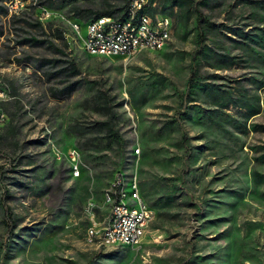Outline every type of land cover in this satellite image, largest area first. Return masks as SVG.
Masks as SVG:
<instances>
[{
  "label": "rangeland",
  "instance_id": "rangeland-1",
  "mask_svg": "<svg viewBox=\"0 0 264 264\" xmlns=\"http://www.w3.org/2000/svg\"><path fill=\"white\" fill-rule=\"evenodd\" d=\"M31 1L13 0V6L19 9L21 3L28 7ZM159 1L155 0L157 4ZM100 2L67 0L52 8L54 19L68 31L72 3ZM18 11L0 15V42L3 36H11L12 25L22 24L12 17ZM171 27L162 49L140 51L127 60L89 56L77 42L70 43L71 50L66 51L77 62L81 77L91 84L61 100L50 96L47 86L51 83L40 74L0 55V102L6 103L9 112L14 110L15 99L20 103L11 119L0 110V136L12 137L10 129L14 128L19 146L14 155L7 145L0 149V264H264V183L253 182L250 175L253 167L264 172V165L253 166L248 148L260 143L263 136L252 132L239 138L243 143L240 150H229V143L225 146L207 132V143L215 139L216 147L199 154L192 162L195 168L183 174L184 180L178 184L182 200L190 204L182 205L172 219H161L154 213L138 247L100 248L86 241L87 226L93 223L100 229L104 224L108 205L102 202L101 192L119 167L112 153L101 159L97 152L90 158L78 145L80 127L102 117L83 102L98 86L117 103L114 109L119 115L118 130L125 140L126 156V163L119 168L126 174L135 169L136 175L149 179L176 177L183 172L173 156L169 135H157L152 126L163 115L164 106L176 103L173 86L181 88L186 76L182 50L189 42L176 35L173 20ZM80 30L84 34V26ZM250 71L236 69L227 75L233 79ZM152 73L164 75L171 83L143 104L136 97L130 98L128 91ZM259 95L264 97V86ZM252 120L264 123V111ZM183 126L189 135L201 131L189 121ZM68 147L76 148L89 168L78 178H70L66 159L54 154L55 149L63 153ZM141 150L147 155L143 161L139 160ZM15 154L21 155V163L12 166L17 169L12 171L8 165L14 161L9 163V159H16ZM6 177H16L28 186L10 185ZM3 184L9 187L11 197L2 196ZM88 199L95 204L90 216L85 212ZM2 205L9 206L17 220L10 231L3 224Z\"/></svg>",
  "mask_w": 264,
  "mask_h": 264
},
{
  "label": "trees",
  "instance_id": "trees-1",
  "mask_svg": "<svg viewBox=\"0 0 264 264\" xmlns=\"http://www.w3.org/2000/svg\"><path fill=\"white\" fill-rule=\"evenodd\" d=\"M6 1L0 0L1 16L8 12ZM66 1L32 0L28 7L12 15L22 24L12 25L11 36H3L4 40L0 42L3 46L0 48L1 56L15 65L29 66L40 74L51 83L47 86L50 96L58 100L68 98L73 92L91 84L81 77L77 62L66 51L71 50L68 31L56 23L54 16L44 21L36 16L39 7L53 11L52 8ZM155 3L148 12L157 11L170 16L176 35L189 42L188 48L182 50L185 79L181 88L173 86L176 103L164 106L163 115L152 124L157 135L168 134L171 138L173 156L180 161L183 172L176 177L154 179L137 174V181L140 195L155 216L172 219L179 214L182 205L190 204L182 200V190L178 185L184 180L183 174L195 168L192 162L205 149L216 147L215 139L207 143V132L220 138L223 145L229 143L232 146L228 147L229 150H240L243 143L239 138L248 132L261 134L263 140L248 148L253 166L264 165V123L252 120L264 111V97L259 95L264 86V0H160ZM125 5L126 0H101L98 5L72 3L70 18L83 26L86 21L99 16H118ZM246 68L251 70L248 75L233 79L227 75L230 71ZM170 83L164 75L152 73L128 91V96L136 97L137 102L143 104ZM15 100L14 110L10 112L5 108L6 103L0 102V110L6 111L10 119L20 108L18 99ZM83 102L102 117L80 127L79 147L90 158L97 152L101 153V159L108 158L106 153L110 152L115 157V165L123 167L126 163L123 154L125 140L118 130L119 115L114 109L117 103L101 86ZM187 121L197 125L200 133L189 135L183 126ZM10 131L12 137L0 136V149L7 145L14 155L19 146L13 135L15 129ZM15 156L16 159L14 156L9 159V163L14 161V165H8L12 171L17 170L12 166L21 163V155ZM146 156V151L141 150L139 160H145ZM250 175L253 182L264 183V172L253 167ZM2 178L0 173V181ZM6 178L11 180L7 182L10 185L28 186L16 177ZM3 186L2 196L11 197L9 187ZM82 190L84 193L85 188ZM1 210L3 224L10 231L17 220L11 216L9 206L2 205ZM91 255L94 257L96 254Z\"/></svg>",
  "mask_w": 264,
  "mask_h": 264
},
{
  "label": "built area",
  "instance_id": "built-area-1",
  "mask_svg": "<svg viewBox=\"0 0 264 264\" xmlns=\"http://www.w3.org/2000/svg\"><path fill=\"white\" fill-rule=\"evenodd\" d=\"M5 4L10 12L26 8L19 3L20 8L16 9L13 0ZM152 7L154 2L149 3L148 0H126L120 15L99 16L86 21L84 34L80 30L81 25L70 19L67 21L68 44L77 42L81 51L89 56L121 57L124 60L140 51L160 50L170 38L172 20L164 13H149ZM36 13L40 21L55 15L51 9L43 6ZM134 152H138V149ZM54 154L57 158L63 155L66 159L70 178H78L82 172L89 171L74 147L66 148L63 153L55 149ZM101 195L102 202L108 205V213L100 229L93 223L87 226L86 241L100 248L138 247L154 213L140 195L135 169L127 174L121 169L113 171ZM88 200L85 212L90 216L95 204Z\"/></svg>",
  "mask_w": 264,
  "mask_h": 264
}]
</instances>
